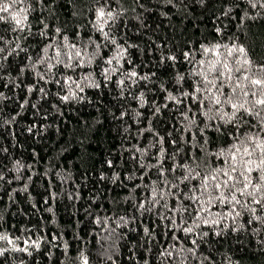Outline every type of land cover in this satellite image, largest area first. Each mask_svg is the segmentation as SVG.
Returning a JSON list of instances; mask_svg holds the SVG:
<instances>
[{"label":"trees","instance_id":"1","mask_svg":"<svg viewBox=\"0 0 264 264\" xmlns=\"http://www.w3.org/2000/svg\"><path fill=\"white\" fill-rule=\"evenodd\" d=\"M0 264H264V0H0Z\"/></svg>","mask_w":264,"mask_h":264}]
</instances>
